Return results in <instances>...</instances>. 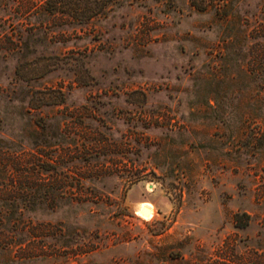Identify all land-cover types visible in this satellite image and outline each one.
Returning <instances> with one entry per match:
<instances>
[{
	"label": "rangeland",
	"instance_id": "rangeland-1",
	"mask_svg": "<svg viewBox=\"0 0 264 264\" xmlns=\"http://www.w3.org/2000/svg\"><path fill=\"white\" fill-rule=\"evenodd\" d=\"M0 264H264V0H0Z\"/></svg>",
	"mask_w": 264,
	"mask_h": 264
},
{
	"label": "bare ground",
	"instance_id": "bare-ground-1",
	"mask_svg": "<svg viewBox=\"0 0 264 264\" xmlns=\"http://www.w3.org/2000/svg\"><path fill=\"white\" fill-rule=\"evenodd\" d=\"M142 208H146V209L149 210V211L146 210V209H143V210H142V214H146V213H148L147 216H146V218H148V217L150 216V214H151V211H152L150 205H148V204L143 205Z\"/></svg>",
	"mask_w": 264,
	"mask_h": 264
}]
</instances>
